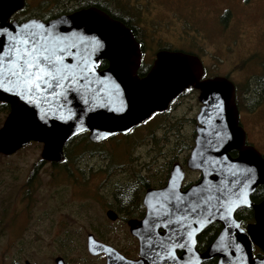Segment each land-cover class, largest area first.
Wrapping results in <instances>:
<instances>
[{
    "label": "water",
    "instance_id": "1",
    "mask_svg": "<svg viewBox=\"0 0 264 264\" xmlns=\"http://www.w3.org/2000/svg\"><path fill=\"white\" fill-rule=\"evenodd\" d=\"M25 6L26 0H0V51L7 53L11 36L25 25L55 24L57 33L68 29L63 34L77 44L74 58L65 62L73 66L83 57L92 71L85 82H73L75 88L65 93L60 110L56 105H29L0 90V103L10 107L0 128L2 156H13L30 143H37L42 145L44 162L60 164L65 146L75 137L88 133L91 143L101 144L114 136L127 135L155 113L166 112L186 90L200 91L202 108L197 116L194 147L186 162L188 170L200 172L199 182L183 190L185 171L175 163L166 185L146 192L144 219L129 222L131 235L139 240L138 261L127 259L92 234L87 236L88 253L105 255L106 264H204L215 258L217 264H264V256L253 252L254 246L264 252V200L254 204L251 199L256 188L264 186V157L245 144L234 84L223 77L200 82L203 68L199 58L171 51L158 52L151 69L140 77L141 45L129 29L101 11L83 9L47 22L13 20ZM96 42L100 47H95ZM105 61L108 66L100 69ZM44 112L48 115L42 120ZM233 152L238 157L233 158ZM240 208L254 212V223L246 229L236 218ZM106 217L115 222L118 215L109 210ZM214 223L222 230L201 253L197 238ZM177 241L185 247L171 249L175 260L154 258L153 248L163 244L168 249ZM176 250L184 254L178 257ZM54 264L66 263L58 257Z\"/></svg>",
    "mask_w": 264,
    "mask_h": 264
},
{
    "label": "rangeland",
    "instance_id": "2",
    "mask_svg": "<svg viewBox=\"0 0 264 264\" xmlns=\"http://www.w3.org/2000/svg\"><path fill=\"white\" fill-rule=\"evenodd\" d=\"M26 3L30 15L40 10L53 15L56 8H66L65 3L59 5L55 0H26ZM18 14L13 20H42L36 16L23 19ZM164 14L167 12L158 16ZM254 15L258 18L264 15V3ZM258 21L264 30V19ZM211 32L213 41L202 50L193 44L192 33L143 34V63L153 65L161 47L151 39L161 38L172 42L168 46L174 50L203 58L206 70L229 78L239 96L247 90L248 99L239 97L243 126L249 141L264 156V64H258L264 59V46L256 37L249 36L230 54L219 26ZM198 114L197 94L190 89L165 114H155L134 129L129 138L118 137L96 148L89 147L81 157L75 153V161L67 165L68 174L44 162L42 145L37 143H30L10 157L0 155V264H54L58 257L76 263L87 260L88 264H103L87 252L89 234L120 252L136 249L124 219L112 222L106 217L109 210L120 214L114 197L122 189L117 188L139 191L140 177L146 179L149 188H159L167 182L168 170L175 163L181 164L185 171L184 185L199 179V172L186 167L194 147ZM5 119L0 116V128ZM188 145L190 149L186 148ZM123 214L122 218L130 217L128 212Z\"/></svg>",
    "mask_w": 264,
    "mask_h": 264
},
{
    "label": "flooded vegetation",
    "instance_id": "3",
    "mask_svg": "<svg viewBox=\"0 0 264 264\" xmlns=\"http://www.w3.org/2000/svg\"><path fill=\"white\" fill-rule=\"evenodd\" d=\"M263 3H264V0H66V5L68 9L67 11H65V13H62L59 16L70 15L77 11L88 9V8H96L97 10L101 11L106 16H108L110 19L122 24L125 28L129 29L132 32L136 42H138L141 45V50H142L141 67H143V64H144L143 54H144V47H145V42L142 38L143 34H154L155 36V34H161L163 32L168 33L172 31L192 33L195 39L193 44H195L196 48L202 50L211 41H213L212 39L213 35L211 34L212 33L211 30L215 29L216 25H218L220 28L219 33L226 39V42H225L227 45L226 49L231 51L230 54H232L233 51L236 48H238V46L241 45L242 41L245 40L246 37H249V36L256 37L259 44L264 46V30H261L262 28L260 26L261 23L258 21V19L260 18L264 19V15L260 18L254 15L255 12L260 7H262ZM162 11H166L167 14H164L161 17H159L158 15ZM257 33H260V34H257ZM153 39L155 38L153 37L151 39L153 43L161 47L160 51H166V50L178 51L168 46V45H172V42L163 41L161 38H159L158 40L157 39L153 40ZM189 54H193L197 56L202 64L203 74L201 76L200 82L208 80V79H212L215 77H223V76H217L213 73L210 74L206 70V65H205L203 58L199 57L198 55L194 53H189ZM260 63L264 64V59L260 61L258 64ZM151 66L152 64L149 65V68L145 72V75L150 70ZM139 76L142 77L141 75ZM223 78H226L229 81H231L227 77H223ZM191 89L195 90V93L197 94V98L199 102V113H200L201 108H202V104L199 101L200 91L195 88H191ZM248 93L249 92L247 90L242 91V95L240 96L244 98V100H246L249 97ZM238 94L239 92L236 90V87H235V104L238 110L239 126L245 132V144L247 146H252L253 148H255L261 153V151L255 145H253L248 139V133L245 130L243 126V122H242V114H243L242 104L240 105V100H239L240 96ZM195 123H196L195 125V128H196L198 124L197 118H196ZM231 156L233 158H236L238 157V153L233 152L231 153ZM199 175L201 178L200 172H199ZM200 178L190 183L189 185L191 186L192 184L199 182ZM189 185H184L183 190H186V188H188ZM161 187H164V186H161ZM260 187L261 186L257 187L256 189H259ZM148 190H157V189L149 188V189H141L139 191H136L135 189L134 199L128 203L125 202L126 205L124 207H120L117 198L114 197V202L121 209L120 214H118L115 211V213L118 214V218L116 221L118 220L122 221L124 219L127 226L129 227V232H130L129 222L130 221L140 222L144 219L146 215V207L144 206V198ZM258 203H254V204H258ZM246 209L252 210L253 212V209L251 208L249 209L240 208L239 210L236 211V213L245 211ZM124 212L130 213V217L128 218V215H127L126 218H122L121 215H124L123 214ZM252 223H254V212H253L252 221H250L246 225H243L241 222V226L243 229H246L247 226ZM215 224H218V223H214L210 225L198 236L197 250L199 252L201 253L204 252L208 248V246L214 241V239L218 236L220 231L222 230V226L218 224L220 226L219 231L216 233L211 243L204 245V247L202 246V248L199 249V246H198L199 237L203 235V233L211 229L212 226ZM129 238L130 240L135 242L136 249L129 251V252H120L116 248L115 249L127 259L138 261L140 259L139 240L136 237L132 236L131 233L129 235ZM259 251H260L259 248L254 246V250H253L254 255L260 256V257L264 256V252H261V251H260V255H258ZM175 254L178 257H180L184 254V251L176 250ZM90 257L99 258L100 261L103 262V264H106L107 259L105 255H99V256L90 255ZM63 259L66 264H88L89 263L87 260L81 263H76L70 260H66L65 258ZM213 261H215V264H217V258L213 259Z\"/></svg>",
    "mask_w": 264,
    "mask_h": 264
},
{
    "label": "snow or ice",
    "instance_id": "4",
    "mask_svg": "<svg viewBox=\"0 0 264 264\" xmlns=\"http://www.w3.org/2000/svg\"><path fill=\"white\" fill-rule=\"evenodd\" d=\"M72 22L75 23L74 18ZM67 32L68 29H63L62 33H57L55 24L35 23L23 26L21 31L12 35L7 53L0 51V90L19 97L26 104L56 105L60 110L65 93L75 88L73 82H85L92 71L83 57L73 66L65 62L74 58L77 47L63 34ZM95 47H100L99 42ZM47 115L44 112L40 118L44 120ZM178 247L185 245L177 241L165 249L161 244L153 248V256L157 260H175L171 249Z\"/></svg>",
    "mask_w": 264,
    "mask_h": 264
},
{
    "label": "trees",
    "instance_id": "5",
    "mask_svg": "<svg viewBox=\"0 0 264 264\" xmlns=\"http://www.w3.org/2000/svg\"><path fill=\"white\" fill-rule=\"evenodd\" d=\"M56 3H58L59 5H61V3H65L66 4V0H55ZM64 9L62 8H56L54 12L55 14L53 15H49V13L47 12H44L43 10L39 11L38 14H31L28 13L27 14V10L24 9L23 11H21V14L19 13L18 15H21L20 17H22L23 19H28L29 17L31 16H36V17H39L41 18L43 21H48L49 19L51 18H55L57 16H59L60 14L62 13H65V11H67V6L64 5ZM108 66V63L107 62H103L101 63L100 65V68L101 69H104ZM149 68V65H145L143 64V67H141L140 71H139V75L143 76L145 75V72L147 71V69ZM184 95V94H183ZM182 95V96H183ZM174 103V102H173ZM172 103V105H173ZM172 105L170 107H172ZM10 111V107L9 105L7 104H3V103H0V116H4L6 117L8 115ZM165 113H161V115H163ZM132 133V132H131ZM130 133V134H131ZM130 134L128 135H120V136H116V137H113L112 139L110 140H114L115 138L117 139L118 137H122V138H129ZM97 146L99 145H93L89 139H88V134L87 133H83L77 137H75L74 139H72L64 148V156H65V159L64 161L61 163V164H53V168H56V169H60L62 172L64 171L65 173H70L69 171V168H68V163H71V162H74L75 161V153H79L78 157H81L82 155H84L85 153H87V150L89 149V147H93V148H96ZM191 145H188L186 148L187 149H190ZM175 159H173L169 164H171L172 162H174ZM36 169H34L33 173H32V177L34 176V173L36 172ZM169 174H170V168L168 170V173H167V178H169ZM139 178V177H138ZM146 179H142L141 177L139 178V181H138V187H140V189H148L150 187V185L147 183L146 184ZM165 184L162 183L160 186H164ZM160 186H157V187H160ZM153 187H156V186H153ZM117 189H122V190H119V194L117 196V200H118V203L120 205V207H124L126 203L132 201L134 199V192L132 190L131 187H123V186H119ZM119 195H120V199H119ZM264 200V186H261L259 189L256 190V192L254 193V195L252 196V201L254 203H258V202H261ZM236 217L242 222L243 225H246L248 224L250 221H252L253 219V212L252 210H245V211H241V212H237L236 213ZM219 225L218 224H215L212 226L211 229H209L207 232L203 233V235H201L199 237V240H198V246H199V249L202 248V246L204 247V245H207L209 243H211V241L213 240V238L215 237L216 233L219 231ZM258 255H260V251L258 252ZM204 264H215V261L211 260V261H208Z\"/></svg>",
    "mask_w": 264,
    "mask_h": 264
}]
</instances>
